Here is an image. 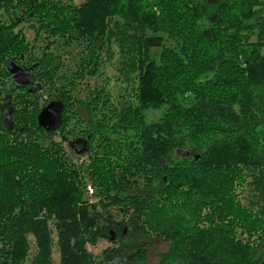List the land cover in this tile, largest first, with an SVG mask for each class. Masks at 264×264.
Wrapping results in <instances>:
<instances>
[{
    "label": "trees",
    "instance_id": "obj_1",
    "mask_svg": "<svg viewBox=\"0 0 264 264\" xmlns=\"http://www.w3.org/2000/svg\"><path fill=\"white\" fill-rule=\"evenodd\" d=\"M105 66L129 94L106 75L81 99ZM53 232L59 264H138L157 240L155 264H264V0H0V264H27L30 235L28 264H53Z\"/></svg>",
    "mask_w": 264,
    "mask_h": 264
},
{
    "label": "rangeland",
    "instance_id": "obj_2",
    "mask_svg": "<svg viewBox=\"0 0 264 264\" xmlns=\"http://www.w3.org/2000/svg\"><path fill=\"white\" fill-rule=\"evenodd\" d=\"M63 1H71L74 4H79L82 0H63ZM17 29H22L23 33L25 34V37L27 39L28 42L33 43V39H34V31H33V23H19L18 26L16 27ZM42 36V35H41ZM40 36V37H41ZM36 46H38V42H36ZM110 77L111 79L109 80L108 83V89L114 94L116 95V93L118 92L119 94L123 93L122 91L126 88V95L129 94L130 92V88L128 87L126 82L123 80H115V76H116V72L115 69H113V67L110 66H105L102 68V73L101 76L96 77L95 79H90V78H86L81 86V89L79 91L80 98L83 99L84 95L89 91V88L92 87L93 82H101L102 79L105 76ZM114 78V79H113ZM46 96L43 95L42 98L39 100V102H41V100H45ZM161 111L160 110H148L146 112V116H147V121H155L157 120V118L160 116ZM56 140L59 139L58 136L55 137ZM76 156V155H73ZM81 157H74L76 160L79 158V160H82L85 158V156L80 155ZM241 191V194L246 195L248 194V192H246L247 190L249 191L250 189H239ZM146 192V190H140V193H144ZM91 201H95L96 198L93 196V194L91 196H89ZM30 239V246H29V253L28 256L26 258V263L28 264L31 257L34 256L36 249H35V244H34V240L32 239V236H29ZM52 239H53V243H52V262L53 264H59V253L57 250V246L55 244L56 241V236L55 233L53 232L52 234ZM107 247H112V244L109 243L106 240H99L95 245H90V244H86V248L88 250V252H90L92 254V256L94 258H96V260H99L101 262H105V261H109L111 259V257L113 256V252H106V248ZM167 249V244L160 242L157 240L156 245L148 252V258L146 259L145 262L142 263H138V264H155L157 261V254L163 250ZM108 253H110L111 255H109Z\"/></svg>",
    "mask_w": 264,
    "mask_h": 264
},
{
    "label": "water",
    "instance_id": "obj_3",
    "mask_svg": "<svg viewBox=\"0 0 264 264\" xmlns=\"http://www.w3.org/2000/svg\"><path fill=\"white\" fill-rule=\"evenodd\" d=\"M16 85L26 86L32 82V77L24 68L9 62L6 66ZM61 120V107L58 103L51 101L45 105L37 115V123L47 131L56 130Z\"/></svg>",
    "mask_w": 264,
    "mask_h": 264
},
{
    "label": "built area",
    "instance_id": "obj_4",
    "mask_svg": "<svg viewBox=\"0 0 264 264\" xmlns=\"http://www.w3.org/2000/svg\"><path fill=\"white\" fill-rule=\"evenodd\" d=\"M87 190H88V192H89V193H91V192H92V190H91V188H90V187H87Z\"/></svg>",
    "mask_w": 264,
    "mask_h": 264
}]
</instances>
